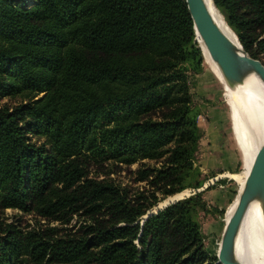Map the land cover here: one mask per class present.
Listing matches in <instances>:
<instances>
[{
    "label": "trees",
    "instance_id": "1",
    "mask_svg": "<svg viewBox=\"0 0 264 264\" xmlns=\"http://www.w3.org/2000/svg\"><path fill=\"white\" fill-rule=\"evenodd\" d=\"M211 2L264 66V0ZM199 45L184 0H0V100L22 98L0 105V211L33 217L0 220V264L216 262L196 220L209 186L142 219L206 181Z\"/></svg>",
    "mask_w": 264,
    "mask_h": 264
},
{
    "label": "rangeland",
    "instance_id": "2",
    "mask_svg": "<svg viewBox=\"0 0 264 264\" xmlns=\"http://www.w3.org/2000/svg\"><path fill=\"white\" fill-rule=\"evenodd\" d=\"M216 13L223 22L219 13L217 11ZM225 27L230 33V29L227 26ZM231 35L235 38L233 34ZM262 61L264 63V59ZM201 66V72L195 75L190 83V93L193 103L200 109L197 125L202 132V138L198 145L197 165L202 175L206 178L203 185L209 186L210 189L202 193L207 212L205 214L199 213L196 220L204 237V251L207 255L212 256L216 254L228 209L236 201L237 193L240 190L237 177H242L247 172L239 145V137L240 135L246 136L250 128L249 126L244 127L245 131L242 134L234 130L233 113L235 109L227 102L223 86L224 82L220 81L205 56L204 59L202 58ZM21 102L22 98L18 96L4 98L0 100V105L12 107ZM31 139L33 142L38 140L34 136ZM135 167V165L131 166L130 170H134ZM104 172H107V174L105 176L101 174L100 178L105 177L107 180L110 178L121 186H127L132 190H141V188L145 187L143 183H133L132 175L125 173V171L117 170L110 177L109 167L100 171V173ZM180 194L182 195L180 197L185 198V196L192 194V190H185ZM176 196L169 197L162 203L158 201L159 205H164L168 200L176 199ZM0 220H4L7 223L18 221L21 224H26L31 223L33 217L16 210L5 209L0 211ZM40 222L43 223V221ZM73 222L74 218L71 223ZM259 230V233L257 232L250 241L249 251L251 257L253 255L264 262V230ZM262 236L263 242L260 240ZM213 264H216V262Z\"/></svg>",
    "mask_w": 264,
    "mask_h": 264
},
{
    "label": "water",
    "instance_id": "3",
    "mask_svg": "<svg viewBox=\"0 0 264 264\" xmlns=\"http://www.w3.org/2000/svg\"><path fill=\"white\" fill-rule=\"evenodd\" d=\"M208 1L215 9L211 0ZM184 2L196 43L200 42L205 54L218 69L224 84L232 86L239 83L244 76L253 74L264 87V66L241 49L233 33L236 45L218 29L204 0H184ZM199 49L201 51L200 46ZM201 57L203 58L202 52ZM205 187L203 185L200 189L192 191V194L202 191ZM182 199L183 197L173 199L162 207H157L155 211H150L142 219ZM254 199L260 200L264 214V139L252 158L243 184L237 193L233 211L222 228L215 254L216 264H242L235 258L234 240L247 206Z\"/></svg>",
    "mask_w": 264,
    "mask_h": 264
},
{
    "label": "bare ground",
    "instance_id": "4",
    "mask_svg": "<svg viewBox=\"0 0 264 264\" xmlns=\"http://www.w3.org/2000/svg\"><path fill=\"white\" fill-rule=\"evenodd\" d=\"M204 2L215 25L231 42L236 45L235 38H233L229 33L222 20L216 13V10L211 7L208 0H204ZM198 44H200V42H198ZM199 46L201 47V52L203 51L206 60L211 63L212 70L216 73L220 81H223L218 69L214 63L209 60L201 44ZM223 86L226 92L228 104L235 109V112L233 113L234 130L242 134L245 131L244 127L249 126L250 128L246 136L240 135L239 137V145L242 152L244 166L246 171H248L252 158L264 139V87L253 74L244 76L237 84L232 86H227L224 84ZM246 174L242 177L236 176L239 179V188H241ZM180 196L182 195L179 194V196L177 195L176 198H179ZM169 202L170 200H168L165 204ZM235 202L228 209L225 223L233 211ZM162 205L163 204L158 205V207H162ZM155 209L152 211H155ZM259 229L264 230V214L260 200L254 199L247 206L234 240V255L237 261L240 263L264 264V262L257 259L255 256L252 255L251 257L249 251L250 241L254 235L260 231ZM260 240L263 242V236L260 238Z\"/></svg>",
    "mask_w": 264,
    "mask_h": 264
}]
</instances>
